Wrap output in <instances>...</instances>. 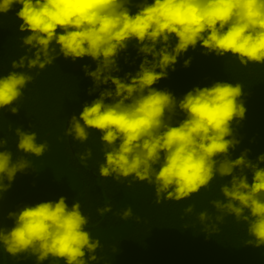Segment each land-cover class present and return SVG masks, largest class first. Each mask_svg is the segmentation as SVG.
<instances>
[{"label": "clouds", "instance_id": "1", "mask_svg": "<svg viewBox=\"0 0 264 264\" xmlns=\"http://www.w3.org/2000/svg\"><path fill=\"white\" fill-rule=\"evenodd\" d=\"M14 5H19L18 31L28 34L20 38L25 53L11 61L12 71L0 75V110L19 112L24 90L35 79L29 74L33 69L39 75L61 56L72 62L90 58L95 70L82 66L93 81L88 94L109 83L114 88H103L85 103L79 118H70L64 136L84 144L90 130L101 134L99 177L146 182L153 186L158 204L209 190L217 176L231 177L220 187L223 199L211 201L217 215L205 210L197 218L210 236L219 232L226 216H232L246 225L245 246H264V168L258 166L264 155L253 163L245 149L235 160L230 158V150L240 143L234 125L239 127L247 112L244 85L216 81L193 87L179 99L154 87L175 71L180 56L197 45L202 55H230L242 67L264 64V0H0V13L7 14ZM130 45L143 57L138 70L123 78L114 76L121 70V53H127ZM190 62L191 57L184 60L183 67ZM25 68L28 71H15ZM178 114L183 118L174 123ZM8 128L12 130L10 123ZM14 132L17 150L25 155L40 158L48 151L46 140L37 142V132L20 127ZM7 143L0 136V248L13 258L33 257L35 264L95 261L101 243L85 230L89 217L75 199L71 207L67 197L60 196L8 211L5 217V193L18 173L33 167L24 156L13 162L12 152L5 150ZM77 155L87 168L92 149ZM246 170L251 172V183ZM194 208L188 205L185 214ZM111 210L108 205L96 211L103 216ZM132 215L129 206L121 219ZM5 219L13 222L11 228L5 227Z\"/></svg>", "mask_w": 264, "mask_h": 264}, {"label": "trees", "instance_id": "2", "mask_svg": "<svg viewBox=\"0 0 264 264\" xmlns=\"http://www.w3.org/2000/svg\"><path fill=\"white\" fill-rule=\"evenodd\" d=\"M18 10L19 5H14L7 14L0 13V75L12 71L11 61L25 53L20 38L28 33L18 31L19 21L15 17ZM172 44H175L174 39ZM202 52L199 45L195 50L189 49L178 58L175 71H169L168 78L161 79L154 87L166 89L179 99L193 87L210 86L216 81L242 83L247 112L241 125H234L240 143L230 150V158L235 160L248 149L247 158L256 163L257 157L264 155V64L242 67L230 55L220 58L205 56ZM189 57L190 65L185 68L183 62ZM142 58L130 45L127 53H121L118 59L121 70L113 75L123 78L125 73L134 74ZM83 65H88L89 71L96 67L90 58L72 62L61 56L39 75L33 69L29 74L35 79L24 90L19 112L13 115L7 107L0 110L3 112L0 136L8 141L5 150L12 152L13 162L24 156L33 164L26 173L16 175L11 189L5 193V217L8 211L25 205L34 206L65 196L69 207L73 199L80 202L83 214L89 217L85 230L100 240L101 247L95 252L97 259L89 264H264V246L244 245L249 238L245 224L226 216L218 225L219 232L209 236L197 218L199 212L205 210L213 217L217 215L211 201L223 199L220 187L231 177L217 176L209 190L201 189L198 194L180 201L165 199L159 204L153 186L146 182L135 181L132 177L120 180L99 177L97 166L103 162L101 134L90 130L89 140L84 144L64 136L70 118L73 115L79 118L85 103H91L103 88H114L109 83L89 95L93 81L85 75ZM182 118L178 114L174 123ZM9 123L12 130L8 128ZM16 127L25 132H37V142L46 140L48 151L40 158L18 151ZM86 148L92 149V158L86 161L88 167L84 168L77 154H82ZM258 166L264 168V162ZM246 174L251 183V172L246 170ZM190 204L195 205L194 211L185 214L184 210ZM108 205H111L110 212L103 216L97 213V208ZM129 206L132 217L121 219L122 212ZM12 226L13 222L5 219V227ZM0 264H35V259H25L23 255L13 258L0 248ZM43 264L64 262L53 260Z\"/></svg>", "mask_w": 264, "mask_h": 264}]
</instances>
